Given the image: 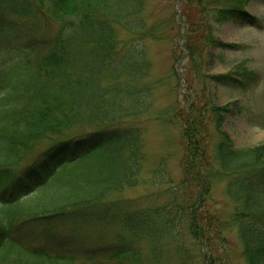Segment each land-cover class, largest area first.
Returning <instances> with one entry per match:
<instances>
[{
  "label": "trees",
  "instance_id": "obj_1",
  "mask_svg": "<svg viewBox=\"0 0 264 264\" xmlns=\"http://www.w3.org/2000/svg\"><path fill=\"white\" fill-rule=\"evenodd\" d=\"M194 1L195 11L183 12L185 40L177 46L185 58L187 88L194 89L188 76L193 70L203 90L209 78L249 87L259 72L244 62L225 73L206 74V50L239 46L217 36L213 21L263 25L246 8L251 0ZM130 2L0 0V22L43 12L59 23L36 60L16 62L27 75L21 83L8 82L4 71L0 75L5 92L0 97V264H160L171 244L181 264H191L185 235L212 249L208 226L197 212L214 180L224 177L235 202L225 222L238 228L247 264H264V142L237 147L227 131H220L213 145L215 165L207 150L213 115L205 102L198 103L199 95L177 113L184 124L183 176L169 188V198L142 205L123 197L126 188L143 181L147 169L145 128L136 119L151 103L140 93L155 86L143 83L153 66L146 45L129 43L120 33L121 26L127 28L124 19L134 13L126 14ZM141 34L159 37L153 26H141ZM221 110L228 106L211 107L215 115ZM40 144L32 161L21 165ZM151 173L174 184L166 167ZM190 187L199 190L196 199L186 198Z\"/></svg>",
  "mask_w": 264,
  "mask_h": 264
},
{
  "label": "rangeland",
  "instance_id": "obj_2",
  "mask_svg": "<svg viewBox=\"0 0 264 264\" xmlns=\"http://www.w3.org/2000/svg\"><path fill=\"white\" fill-rule=\"evenodd\" d=\"M130 1V0H129ZM127 6L126 14L134 12L124 22L127 28L121 26L120 33L127 42L143 43L147 47L153 66L145 77L143 83H155L152 90L143 91L140 96L149 98L150 106L146 114L140 119V127L146 126L144 134L146 140V168L143 171V181L126 188L123 196L137 198L140 204H159L169 197L168 190L183 176L184 148L181 144L183 122L177 113L196 98L201 97L198 103L205 102L208 114L213 116L209 121V147L208 154L217 164L213 155V145L220 139V131H227L237 147L252 146L264 142V27L254 24L240 25L232 20L213 21L215 34L227 42L239 44L238 47L214 46L206 50L208 68L206 74L225 73L234 70L239 62L251 70L259 72V77L249 87L244 89L240 85L218 81L216 78L207 80L208 88L202 89V81L196 71L188 76L194 89L187 88L186 73H175L176 67L180 72L185 58H180L178 45L183 42L186 33L183 12L195 11L194 0H133ZM247 9L264 21V1L251 0ZM153 26L159 37H143L141 26ZM132 26V28L130 27ZM59 23L51 20L41 12L35 16H14L0 22V75L4 71V78L11 83H21L26 72L16 62L20 60L28 63L34 61L39 52L52 42L57 33ZM131 34L135 37L132 39ZM14 64H10V63ZM9 66V68H7ZM7 68V69H6ZM6 69V70H5ZM184 80V81H183ZM5 92L0 91V97ZM190 93L188 96L186 94ZM213 105L228 106V110H221L215 115L211 112ZM178 118V119H177ZM224 118V123L220 121ZM219 119V121H218ZM33 145V144H32ZM35 145L32 152L20 150L24 155L21 165H27L32 157L40 150ZM156 166L166 167L174 177V184L166 182L161 174L152 178V169ZM174 190V189H173ZM186 198L194 195L195 187L185 188ZM172 191V188L170 189ZM205 203L200 207L201 201L195 203L200 207L197 214L200 221L208 226L206 236L211 240V246L202 243L201 239L195 242L190 234L185 235V242L189 244L187 252L191 264H247L243 253L244 244L239 236L238 228L225 221L231 215L235 202L227 193L226 177L216 179L211 190L205 196ZM186 202V200H184ZM192 202V201H191ZM113 229V228H112ZM112 230L106 233L112 236ZM63 233L67 229L62 230ZM95 236V234H94ZM203 237V233H199ZM90 239L94 240L93 235ZM147 256L148 246L143 243ZM160 264H181L175 252V245L166 246Z\"/></svg>",
  "mask_w": 264,
  "mask_h": 264
}]
</instances>
